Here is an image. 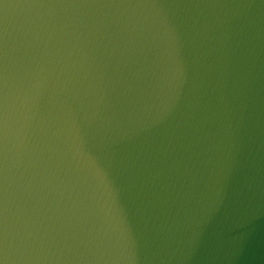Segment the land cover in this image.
I'll list each match as a JSON object with an SVG mask.
<instances>
[{
    "label": "water",
    "instance_id": "1",
    "mask_svg": "<svg viewBox=\"0 0 264 264\" xmlns=\"http://www.w3.org/2000/svg\"><path fill=\"white\" fill-rule=\"evenodd\" d=\"M0 264H264V0H0Z\"/></svg>",
    "mask_w": 264,
    "mask_h": 264
}]
</instances>
